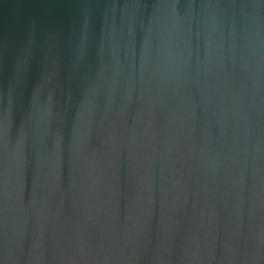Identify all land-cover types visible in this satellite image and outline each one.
Listing matches in <instances>:
<instances>
[{
    "label": "water",
    "instance_id": "95a60500",
    "mask_svg": "<svg viewBox=\"0 0 264 264\" xmlns=\"http://www.w3.org/2000/svg\"><path fill=\"white\" fill-rule=\"evenodd\" d=\"M0 264H264V0H0Z\"/></svg>",
    "mask_w": 264,
    "mask_h": 264
}]
</instances>
